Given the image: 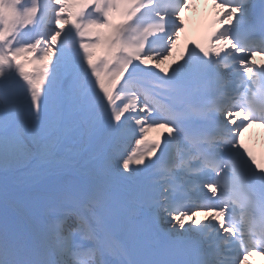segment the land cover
<instances>
[{
    "label": "snow or ice",
    "instance_id": "1",
    "mask_svg": "<svg viewBox=\"0 0 264 264\" xmlns=\"http://www.w3.org/2000/svg\"><path fill=\"white\" fill-rule=\"evenodd\" d=\"M198 2L0 0V264L264 257V0Z\"/></svg>",
    "mask_w": 264,
    "mask_h": 264
},
{
    "label": "bare ground",
    "instance_id": "2",
    "mask_svg": "<svg viewBox=\"0 0 264 264\" xmlns=\"http://www.w3.org/2000/svg\"><path fill=\"white\" fill-rule=\"evenodd\" d=\"M183 39L184 37L182 38L181 47L183 46ZM176 55L177 58H179L178 52L176 53ZM41 179H43V177L33 176L26 170H22L9 176V184L15 187L17 190L23 192L26 191L30 185Z\"/></svg>",
    "mask_w": 264,
    "mask_h": 264
}]
</instances>
